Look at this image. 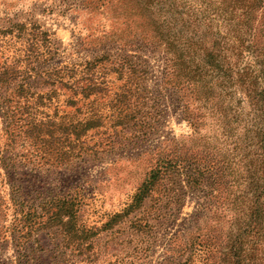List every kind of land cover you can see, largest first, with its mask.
I'll list each match as a JSON object with an SVG mask.
<instances>
[{
    "label": "rangeland",
    "instance_id": "obj_1",
    "mask_svg": "<svg viewBox=\"0 0 264 264\" xmlns=\"http://www.w3.org/2000/svg\"><path fill=\"white\" fill-rule=\"evenodd\" d=\"M163 1L152 4L156 15L189 11L191 23L201 28L194 26L182 35L196 36L208 26V51H248L239 59L252 72L246 80L258 92L264 90V66L256 58L264 55L261 14L248 25L241 18L227 26L213 13L215 3L205 4V16H212L195 21L186 0L177 2L180 8ZM104 10L83 0H0V74L4 69L22 73L17 82L0 84V214H5L4 219L0 216V264H201L198 252L180 254L175 237L226 225L206 212L207 189L189 190L174 175L155 181L142 205L130 209L149 173L168 160L165 156L175 158L171 140L192 131L183 102L164 83L162 48L141 40L118 46L112 42L118 24ZM249 31L252 38H247ZM247 39L251 43L245 49L240 44ZM63 65L68 67L61 84L51 86L46 72ZM29 74L28 80L22 79ZM89 83L96 90L84 98ZM89 117L100 126L78 141L63 143L59 125ZM33 118L34 124L49 121L55 126L33 130ZM213 125L203 133L224 157L231 155L223 144L230 143V152L248 144L234 134L236 121L218 132ZM260 147L258 143L254 159L259 191L264 187ZM239 158H232L238 167L244 163ZM54 201H69L65 204L72 206L73 216L57 217L64 210ZM259 222L263 231L252 240L249 264H264V219Z\"/></svg>",
    "mask_w": 264,
    "mask_h": 264
},
{
    "label": "trees",
    "instance_id": "obj_2",
    "mask_svg": "<svg viewBox=\"0 0 264 264\" xmlns=\"http://www.w3.org/2000/svg\"><path fill=\"white\" fill-rule=\"evenodd\" d=\"M160 2L162 0H83V4L86 3L93 9H105L104 11L116 19L115 24L118 26L112 33V42L118 46H133L135 41L141 40L162 48L167 70L164 83L173 89L178 101L183 102L184 119L192 131L186 137L171 140L177 150L175 158L165 156L168 160L164 159L161 165L149 173L135 194L130 209L140 207L151 194L155 181L165 178L166 174L174 175L181 184L184 182L189 190L195 191L204 187L208 191L204 202L206 212L212 211L211 215L216 220L221 218L226 225L199 229L190 232L187 237L179 234L175 240L180 254L184 256L189 251L198 252L201 264H249L252 240L255 234L259 236L263 231L259 220L264 219V187L259 191L254 159L258 143L261 144L260 149L263 150L264 156V90L258 92L257 88L254 89L246 80L252 72L248 66L242 67L239 59L241 61L244 53L248 51H237L235 55L234 51L225 55H221L217 49L208 51V26L205 25L202 33L196 36L182 35L180 32H188L194 26L201 28L191 23L189 11L183 13L175 9L176 13L159 17L155 10H152V4L155 7L160 5ZM163 2L168 7L180 8L177 2L183 0ZM183 3L192 6L195 21L199 16H212H205L207 3L217 4L214 5L213 13L222 19V23H227V26L233 25L235 19L241 18L248 25L256 13L264 17V0H220L219 3L218 0H186ZM246 35L247 38H252L251 31ZM250 43L247 39L240 46L248 49ZM191 50L199 53L193 56ZM256 58L259 60L257 63L264 66V55L257 54ZM91 66L87 63L88 69ZM66 67L68 66L63 65L46 72L51 86L58 87L57 84H61ZM69 68L74 76L75 66ZM21 74L4 69L0 74V84L7 86L17 82ZM29 78L30 74L22 77L24 80ZM95 90L94 85L89 83L83 88L84 98H88ZM236 92L239 96H231ZM73 104L72 101L71 105ZM242 116L244 119L238 120V117ZM34 121V118L30 121L33 130L43 132L41 126H55L49 124V121L48 125L43 121L34 124ZM232 121L239 123V129L234 130V134L245 138L248 144L235 146L231 152L230 143L223 144L231 155L227 153L224 157L220 154L222 150L216 143L210 142V137L203 133V129L213 123V127L217 126L214 131L218 132L221 127L224 128ZM99 126L97 119L89 117L80 122L59 125V130L63 132V143L71 144V141H78L90 129ZM230 134L231 132L228 136ZM37 137L41 138L39 134ZM49 138L50 143L54 144V132L49 133ZM213 138L216 140L217 135L213 134ZM238 149L240 151L234 154ZM68 151L64 159L66 162L71 157ZM232 155L239 156V161L244 163L238 167L236 162L232 161ZM54 202L56 208L64 210L63 213L56 214L57 217L68 216L70 219L73 216L72 206L65 204L69 201ZM220 211L223 213L221 217L218 215ZM0 216L4 219V211ZM12 235L13 241H16L15 235ZM6 241V237H3V243Z\"/></svg>",
    "mask_w": 264,
    "mask_h": 264
}]
</instances>
